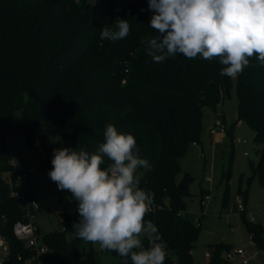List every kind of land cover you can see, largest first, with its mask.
Here are the masks:
<instances>
[{
    "label": "trees",
    "instance_id": "obj_1",
    "mask_svg": "<svg viewBox=\"0 0 264 264\" xmlns=\"http://www.w3.org/2000/svg\"><path fill=\"white\" fill-rule=\"evenodd\" d=\"M115 5V0H0V234L9 247L3 264H25L31 254L14 235L15 223L25 218L23 200L13 195L20 190L10 151L14 134L23 132L34 146L39 130L42 165L51 170L53 137H62V148L91 154L104 142L109 123L132 134L141 158L151 165L138 169L139 187L154 194L144 219L157 226L168 249L164 264H195L201 228L186 215L194 177L185 172L178 181L180 161L191 145L202 142L204 108L218 111L234 81L220 75L224 66L218 57L209 61L177 53L153 61L147 52L158 33L149 25L154 12L148 2L123 15ZM117 18L128 20L129 34L102 40L101 29L115 30ZM236 90L237 121L228 126L227 136L233 146L239 121L255 132L261 147L258 162H250L248 183L258 178L264 186V63L255 56L238 74ZM219 121L225 123L224 115ZM104 161L102 169L112 163L106 156ZM224 177L228 185L230 172ZM239 191L246 198L248 190L240 186ZM26 193L34 197L31 190ZM76 215L64 217L65 231L45 233L51 264H71L83 255L70 225ZM241 215L251 240L264 252V223ZM143 247H149L147 239ZM234 248L225 242L210 245L209 264H241L224 257ZM102 251L118 258L111 264H122L116 252Z\"/></svg>",
    "mask_w": 264,
    "mask_h": 264
},
{
    "label": "clouds",
    "instance_id": "obj_2",
    "mask_svg": "<svg viewBox=\"0 0 264 264\" xmlns=\"http://www.w3.org/2000/svg\"><path fill=\"white\" fill-rule=\"evenodd\" d=\"M148 7L154 12L150 28L158 35L147 54L157 63L177 53L209 61L218 57L224 66L220 75L231 78L243 73L253 56L264 63V0H148ZM129 31L128 20L117 18L115 30L102 28L100 38L114 42ZM105 156L112 163L102 169ZM51 163L50 179L78 204L73 230L79 239L116 252L122 264H164L158 228L144 219L154 194L139 187L138 169L151 165L141 158L132 134L109 123L97 152L53 149Z\"/></svg>",
    "mask_w": 264,
    "mask_h": 264
},
{
    "label": "rangeland",
    "instance_id": "obj_3",
    "mask_svg": "<svg viewBox=\"0 0 264 264\" xmlns=\"http://www.w3.org/2000/svg\"><path fill=\"white\" fill-rule=\"evenodd\" d=\"M236 78H233L231 95L218 107V111H214L211 107L204 108L202 139H204L205 157H201L198 148L191 145L188 153L180 161L182 173L178 176V181L185 172H189L194 177L190 185L191 194L186 198V215L191 222L201 228L193 251L195 264H209L210 258L207 254L210 253V256L212 254L210 245L221 242L232 244L235 250L245 249L248 254L257 253V257L249 264H264V252L251 240L242 215L238 211V199L241 198L255 221L264 223V186L258 178L248 183V178L252 175L250 162L255 164L258 162V149L261 146L255 141V132L243 121L238 122L233 132V146L229 135L221 140L218 138L220 135L218 126L228 130V126L237 121ZM223 113L227 124L223 122L222 124L218 120V115ZM34 138L40 139L39 130L35 132ZM52 143L54 149L63 147L60 135L53 137ZM10 151L12 162L24 165L28 171L29 178L23 182L22 187L24 190H31L39 202L40 207L35 215L36 224L44 233L58 230L63 226V217L77 211L78 204L72 198V193L58 190L57 184L48 175L50 170L43 168L42 154L29 143L23 132H17L11 138ZM225 172H230L228 185L224 177ZM5 178H8V175H5ZM240 186L243 190H248L246 198L240 193ZM207 195L211 197L209 201L205 199ZM202 199L206 203L204 206L201 203ZM56 211H61L63 217L57 215ZM78 220L79 215L70 219L72 228L74 222ZM78 241L83 255L71 264L118 262L117 257L104 253L98 243L93 244L79 238Z\"/></svg>",
    "mask_w": 264,
    "mask_h": 264
},
{
    "label": "built area",
    "instance_id": "obj_4",
    "mask_svg": "<svg viewBox=\"0 0 264 264\" xmlns=\"http://www.w3.org/2000/svg\"><path fill=\"white\" fill-rule=\"evenodd\" d=\"M148 2V0H143ZM142 0H115L114 11L118 15L129 14L132 11L134 5L140 4ZM153 15V13H150ZM218 130L222 135H227V130L225 127L218 126ZM246 143V141H244ZM195 146H199L198 143H194ZM34 147L38 153L44 152V147L40 139H35ZM246 155L248 153L246 152ZM14 173L17 176L18 184L20 188L19 191L13 192V195L17 198L23 200V208L25 211L24 220L18 221L14 225V235L15 237L22 241L25 244V247L31 251L30 256L26 259L25 264H51V249L44 242L45 233L42 232L39 226L35 222V215L39 210V202L35 197H31L26 193V190L23 189L22 184L24 181H27L29 174L27 169L22 164H14ZM211 181L210 179H208ZM206 201H209L211 197L207 195L205 197ZM202 206L206 205L204 199L201 200ZM238 211L239 213H248L251 221H255L252 213L248 212L246 203L243 199H238ZM56 214L60 217H63L61 211H56ZM64 220V217H63ZM66 227L63 225L61 227L62 231H65ZM9 255V247L5 238L0 234V264H3L5 259ZM207 257H210V253L207 254ZM227 260L232 262H238L241 264H249L252 259L257 257V253L248 254L245 249L235 250V248L225 253L224 256ZM21 259V257H19Z\"/></svg>",
    "mask_w": 264,
    "mask_h": 264
},
{
    "label": "crops",
    "instance_id": "obj_5",
    "mask_svg": "<svg viewBox=\"0 0 264 264\" xmlns=\"http://www.w3.org/2000/svg\"><path fill=\"white\" fill-rule=\"evenodd\" d=\"M224 117H225V114L223 113ZM218 120H219V115H218ZM225 123H226V117H225ZM227 124V123H226ZM227 135H222L220 133V135L218 136L219 140L225 138ZM194 147L198 148L199 152H200V156L201 157H205V145H204V139H202V142L199 144V146H195ZM182 160V159H181ZM204 190V189H203ZM207 191V190H205ZM166 252H168V249L166 248Z\"/></svg>",
    "mask_w": 264,
    "mask_h": 264
}]
</instances>
